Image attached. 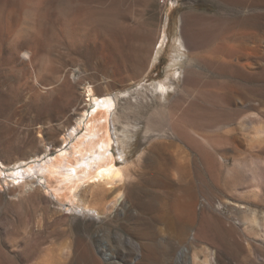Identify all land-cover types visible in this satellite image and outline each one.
Segmentation results:
<instances>
[{
  "label": "rangeland",
  "instance_id": "obj_1",
  "mask_svg": "<svg viewBox=\"0 0 264 264\" xmlns=\"http://www.w3.org/2000/svg\"><path fill=\"white\" fill-rule=\"evenodd\" d=\"M181 54L186 65L173 70ZM193 56L201 81L182 92ZM89 85L117 100L113 132L132 176L125 203L97 220L59 206L43 173L16 194L0 179V264H84L92 248L111 254L105 264L203 261L198 228L180 231L190 199L220 240L219 264H264L263 241L243 223L264 217V0H0L6 166L55 157ZM109 187L80 197L101 211L115 200Z\"/></svg>",
  "mask_w": 264,
  "mask_h": 264
},
{
  "label": "bare ground",
  "instance_id": "obj_2",
  "mask_svg": "<svg viewBox=\"0 0 264 264\" xmlns=\"http://www.w3.org/2000/svg\"><path fill=\"white\" fill-rule=\"evenodd\" d=\"M201 43L202 41L201 42L199 40L196 41V44H199V47ZM213 45L215 44L213 43ZM28 48L29 47L27 46L26 49ZM209 53H210V58L212 59H217L218 61L222 59L221 56H218L216 50H211V52ZM25 55L30 56V52L26 51ZM194 56L190 59L189 62L187 61L189 65L186 69L185 77L186 76L187 77L184 87H182L183 88L182 92H186V89L189 86H194L201 81L200 76L197 75V73H195L193 70L192 72L195 74V77H190L189 75V74H193L190 70V67H191V61L194 62L195 60ZM185 58L186 57L183 56V54H181L178 60L172 64V69L176 70L175 68L185 66L186 65ZM168 89L169 86H167L164 83H161L158 87H156L157 91H162V95H164V93ZM84 95L87 102L86 104L87 109L84 112H82L80 117L77 119L75 126L70 127L67 130V133L65 134V136L63 137L62 141L58 146L60 147V151L57 155L53 158H45V161H43L40 164L38 161H32V162L22 161L21 163L13 165V167L6 166L0 160V179H2L5 183H8V185L12 184V186L14 187L12 193L16 194L17 192H21V190H24L26 187L30 185L31 182H28V180L25 181L27 175L32 174L34 171L43 173L46 177L45 178L46 181L49 184L51 195L57 200L56 202H58L59 206L66 207V210L72 214L80 213L82 216H86L87 212L88 214L92 212L94 213L92 217L94 219L100 220L102 218V214H106L108 210L110 211V209H113L118 204L119 198L121 199L124 198L123 202L126 200L125 197L127 195V190L132 185L130 180L132 176L130 174L129 168L123 165L127 161V156H128L126 152L124 140L119 138V136L115 135V133L113 132L114 130L112 126L113 117L115 116L117 111L116 98L111 94L99 96L95 93L94 89L90 85L85 87ZM162 95L158 96L160 100L162 99ZM79 131H82V133L80 135H77ZM149 135L150 133L147 134V137L145 136L146 140L152 137ZM117 146L119 147V153H117L116 151ZM150 178L149 180L152 181L153 179ZM10 180H12V182H10ZM155 181L160 182L159 180H154V182ZM99 184H104L105 186H110L109 188H114V191L112 192L116 194L115 200H111L109 202L108 199V201L104 203V205L102 206L103 208L101 210L103 212L98 211L97 208H99V206L96 207L95 209L92 206H89L86 203L87 201L86 202L83 201L80 197L81 196L80 191L83 190V187L91 188L92 186ZM153 185L155 184L153 183ZM88 194L90 195V193ZM85 196L87 195H84V197ZM98 199L99 198H97L96 200ZM99 200H101V198ZM194 200L195 199L193 200L190 199L184 203L182 202L183 204L180 209L183 213V216L185 217V221L184 224L180 226L181 229L180 231L192 232L195 229V227H197L198 232L195 235L194 239L202 240L207 246L203 248L202 251L204 254V260L199 261L198 260L199 255L197 257V255L195 254L192 260V264H216L215 262L219 264L221 263L219 252L222 248L220 240L217 239L215 234L212 232L210 226L211 223H209L208 220L206 221L205 218L203 217L199 218V215L195 208L196 201ZM93 203L94 205H97V203H95L94 201ZM243 223L247 225L248 232L250 234L257 236V238H260L264 243V217H259V215L254 213L249 218H247ZM87 228H91V224H87ZM226 231L229 232L228 229H226ZM101 233L104 234L103 232ZM102 237L103 236H101V238ZM102 250L103 248H101L100 250H96L95 248H92L91 251L89 252L90 253L89 258L85 260L84 264H105L104 262L111 261L112 258L111 254L104 253V255L101 256ZM187 250H188L187 248L183 249V251L180 254L179 261L183 260V258L186 255V252H188ZM70 251L71 250H69L68 246L65 247L62 250L63 253L61 257H65V256L68 257L70 255ZM80 258H82L80 252L76 251L75 260L79 261ZM231 259H234V256L232 254H231ZM186 263L189 264V261H187ZM153 264H157V263H153Z\"/></svg>",
  "mask_w": 264,
  "mask_h": 264
},
{
  "label": "snow or ice",
  "instance_id": "obj_3",
  "mask_svg": "<svg viewBox=\"0 0 264 264\" xmlns=\"http://www.w3.org/2000/svg\"><path fill=\"white\" fill-rule=\"evenodd\" d=\"M117 153H119V147L117 146V149H116Z\"/></svg>",
  "mask_w": 264,
  "mask_h": 264
}]
</instances>
